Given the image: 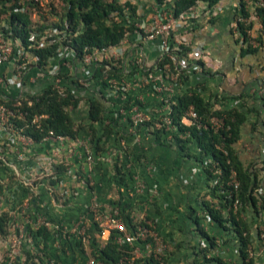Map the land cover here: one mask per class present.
I'll return each instance as SVG.
<instances>
[{"label": "trees", "instance_id": "trees-1", "mask_svg": "<svg viewBox=\"0 0 264 264\" xmlns=\"http://www.w3.org/2000/svg\"><path fill=\"white\" fill-rule=\"evenodd\" d=\"M43 1L44 3L41 5L36 0H0V33L5 38L13 41L21 40L24 45L28 46L34 42V36L35 39H38V34H45L49 28L58 32L54 35L53 43L34 50L40 54L39 66L43 68L55 62L52 60H55L64 46H71L78 53L83 54L86 50L90 51L94 47L120 43L125 39L126 33L133 32L139 16L137 13L138 4H133L130 0L126 2L128 9L120 3V0H62L63 12L61 13H58L54 0ZM154 1L156 4L166 5L170 12L178 15L196 5L198 1H204L209 7H213L220 0ZM257 1L240 0V7L237 12L238 40L242 42L244 54L255 53L264 44V34L256 36L258 45L255 46L251 42L253 25L250 20V9L256 5ZM43 6L46 8L42 12ZM255 7L264 25V6L257 5ZM36 13L39 15L38 21L34 19ZM55 15L58 18L52 20L51 16L56 18ZM116 17H120V19L116 20ZM173 38H171V46L174 49L175 58L171 56L164 58L160 62L161 67L165 63H170V71L178 74L177 85L189 82L191 86L167 95L171 101V118L176 125L175 128L169 131L160 127L157 128V123H162V120L159 113L154 110L156 105H153L151 119L144 126L150 129L155 127L154 133L159 139H166L167 135L171 133L173 138L169 141V145H177L183 152L190 154L193 145L199 149L196 158L202 164L209 187L205 195L202 196L203 208L208 211L209 217L214 222L232 235L239 246L243 263L255 264L258 249L264 247V149L257 155V158L248 161L239 144L249 114L256 112L257 108L249 105L245 93L240 95L214 94L207 98L197 85L191 84L192 78L187 71L188 69L178 66V58L188 56L192 47L183 43L176 46ZM197 62L202 66L201 74H213L211 70L205 67L203 61ZM138 69L145 72L144 68ZM107 72L117 75L112 69H108ZM102 76L103 70L97 69L94 77L99 79ZM261 85L264 86V80ZM82 98L71 91L67 96H62L52 86L47 87L42 93L28 94L23 98V103L20 106L23 111L27 110L28 112L24 118L16 120L17 127L36 141L42 140L49 130H54L56 134L76 138L88 129L91 146L97 153L105 151L112 144H118L119 139L124 138L127 141V147L120 150L114 156L113 163L109 164L113 169L110 181L116 182L114 186L117 187L119 193V197L112 206L120 211V216L128 229L135 228L139 223L140 211H142V205L146 199L144 197H139L137 200L129 199L127 191L134 185L133 175L135 172L144 176V173L140 171V168L146 167L141 162L142 157L149 158L146 153L130 151L132 134L126 131V124V126L119 127V123H115L114 120L107 122L108 112L101 96L94 93L90 94L87 97L89 103L87 120H76L74 111L70 109V106L77 108ZM251 98L261 100L264 105V92L259 94L256 90ZM131 99L129 97L123 104L121 103V106L129 108ZM29 101H32L31 105ZM0 102L13 107L19 106L17 101L13 99L0 97ZM140 104L144 103L140 102ZM190 106L195 108L201 122L207 125L206 127H198L190 120L186 121L185 113ZM45 113L48 114L47 117L34 121L35 114ZM213 117L223 119V126L218 129L212 127L210 120ZM38 123L41 124L42 129L37 127ZM253 125L256 126L255 123ZM141 128L139 127V129ZM181 133L185 134L186 137L182 138ZM5 156L7 157V155ZM128 163L131 165L129 166ZM66 168L67 166L60 162L56 167L57 175L45 176L41 179V182H46L59 198H61L60 191L64 188L61 186V181L66 179ZM0 177L3 180V182L0 180V202L5 201V203L10 204L9 207L0 212V235L9 240L14 235L21 233L19 229L14 228L12 211L20 210L24 199H21L18 196L20 194H17L12 188L11 183L20 182L16 174L7 171L3 173V176L0 174ZM21 184L25 190V195L28 196L33 193V185L37 184V180L33 181L32 186L26 185L24 182ZM90 186L92 189L94 188L93 185ZM122 187H125L126 191H122ZM63 202L67 203L68 200ZM45 214L52 221H59L50 214ZM33 217L35 220L36 217ZM205 217L207 218V216L198 215L197 222L200 223L201 219H205ZM147 218H151L149 214H147ZM93 223L88 228L92 257L103 261L105 264H138L140 262L139 259L132 260V251L135 246L118 244L114 242L113 235L104 241L103 245L97 237L99 226L95 221ZM200 231L205 243L198 247L197 255L201 261L199 264H235L220 255L219 242L215 236L210 235L206 230L200 229ZM26 233L31 240L24 241L23 254L16 256L15 264H58V262L55 263L54 256L69 251L74 243L83 246L82 238L65 239L60 232L43 226L35 228L31 224ZM163 237L170 243L171 247L180 248V245L174 246L169 238ZM53 239L58 240L60 247L54 249L51 246L50 242ZM170 252L168 255L166 254L165 261H167ZM154 262V257H150L146 258L143 264H154Z\"/></svg>", "mask_w": 264, "mask_h": 264}, {"label": "built area", "instance_id": "built-area-1", "mask_svg": "<svg viewBox=\"0 0 264 264\" xmlns=\"http://www.w3.org/2000/svg\"><path fill=\"white\" fill-rule=\"evenodd\" d=\"M36 1L43 5V1ZM127 1L120 0V3L128 9ZM130 1L133 4H138L136 1ZM246 1L251 2V0ZM200 2L198 1L196 5L180 12L178 15L170 12L164 4H156L152 13L145 18L139 14L138 4L137 13L139 16L135 22L134 30L126 33L125 39L120 43L94 47L90 51L86 50L83 54L78 53L71 46H64L55 60H52L55 62H52L46 68L39 66L41 56L34 50L53 43L54 35L58 33L55 29L49 28L45 34L39 33L38 39H35L34 36V42L28 46L24 45L21 40L13 41L5 38L0 33V97L16 100L19 105L13 107L0 102V159L11 163L10 158L5 155H15L16 159L19 160H25L26 156H35L38 164L35 170V177L25 179V184L31 186L36 179L41 181L45 176L57 175V164L62 162L67 168L65 171L66 179L61 181V186L64 187L61 190V199L66 201L70 193L69 188L65 186L66 180L67 177L74 174L67 153L64 152L66 142L71 143V147L76 143L79 147L81 146L84 153V163L81 171L85 175V180L91 178L93 165L97 160L112 164L114 156L127 147V141L124 138H120L118 144H112L105 151L97 153L91 146L90 132H88L86 137L73 138L56 134L54 130H49L40 141H36L32 136L25 134L16 124V120L24 118L28 112L20 108L23 103L22 100L28 94L44 92L49 86H52L62 96H67L71 91L77 96L83 97L77 108L71 105L70 109L74 111L85 108L88 115L89 103L87 97L93 93L101 96L103 101H105L108 112L107 122L114 120L115 123H119V127L128 126H126V131L132 134V140L130 141L132 148H130V151H137L134 144L141 145L143 143L142 135L151 136L153 139L169 145V141L173 138L171 133L167 135L166 139H159L157 134L154 133L156 131L155 127L150 129L144 125L151 119L153 105H156L154 110L159 113L162 120V123H157V128L160 127L165 131H169L176 127L171 118V101L167 95L176 93L178 74L170 71V63H165L161 67L160 62L166 57L175 58L173 55L174 49L171 46V38L179 29L187 28L193 24L198 16ZM257 5L264 6V0H258L255 6ZM115 19L119 20L120 17ZM237 22L238 19L235 25L238 33ZM132 40H137L140 47L131 48V46H127V44L132 45ZM150 42L158 44L157 46L161 52L159 59L154 61L149 59L145 54L144 46L141 45L142 43ZM251 42L255 46L259 44L256 40V35H252ZM194 53H198V50ZM184 61L178 59L180 68L185 67ZM78 65H80V69L85 75L84 77L78 76ZM136 67L144 68L145 72H141ZM5 68L8 72L4 70ZM135 68L136 70H134ZM97 69L103 70V76L99 77V79L94 77ZM108 69H112L117 75L109 74L107 72ZM44 77H52L51 83L41 91L30 90L29 86L31 84L35 83L37 79ZM129 97L132 98L129 102V108L121 106V103L123 104ZM140 102L144 104H140ZM29 103L31 105L32 101H29ZM47 116L48 114L46 113L35 114L34 121L36 122ZM185 116L186 121L190 120L192 123L197 124L198 127L207 126L201 122L200 116L193 106L189 107ZM210 121L211 126L216 129L222 127L224 123L223 119L218 117H213ZM37 127L42 129L40 123L37 124ZM139 127L142 128L139 129ZM180 136L182 138L186 137L183 133ZM39 146L46 147L45 154H37ZM71 151L76 153L73 149ZM13 161L15 162L14 159ZM141 162L148 168L153 166L150 159L142 157ZM128 165L130 166L131 164L128 163ZM133 179L134 185L128 189V194H144L148 188L144 176L139 172H135ZM1 181L3 182V180ZM121 190L126 191L125 187H122ZM147 204L148 202H145L142 205L139 223L132 229H128L117 208L103 207L97 197L92 199L89 211L93 214V219L99 226L97 237L103 245L104 241H107L113 235L114 242L121 245L135 246L132 251V260L139 259L140 262L138 264H143L144 260L150 257H154V264H166L165 257L166 254L168 255L171 245L158 232L154 220L147 218ZM24 209L25 207L22 205L20 211L26 212L24 221L14 222V228L19 229L21 233L9 239L10 244L7 246L5 259L1 264H15L17 249L23 246L24 241L31 240L26 233L28 226L31 224L35 228L43 226L60 232L65 239L77 235L83 241H89L88 228L90 223L88 222L87 214L81 215L73 223H65L52 221L44 212L37 211L32 215L27 213L26 210L24 211ZM33 216L36 217L35 220ZM87 264L105 263L91 257L88 259Z\"/></svg>", "mask_w": 264, "mask_h": 264}, {"label": "crops", "instance_id": "crops-1", "mask_svg": "<svg viewBox=\"0 0 264 264\" xmlns=\"http://www.w3.org/2000/svg\"><path fill=\"white\" fill-rule=\"evenodd\" d=\"M138 3L139 14L144 18L150 15L156 6L154 0L142 2L139 0ZM239 7L240 0H220L213 7L201 1L198 16L193 24L179 29L173 34V39L176 46L183 43L192 47L188 56L178 59L185 60L186 65L183 68L188 69L192 78L191 84L197 85L207 98L214 94L240 95L245 93L249 105L257 108L256 112L249 114L239 144L244 157L250 161L257 158V155L264 149V105L261 100L251 98L256 90L259 94L264 92V86L261 85L264 80V44L255 53H243L242 42L238 40V33L235 29ZM255 8L252 6L250 9V20L253 25L251 34L257 36L264 34V25ZM132 41V45L127 44V46L140 47L137 40ZM141 45L144 46L145 54L151 61L161 56L158 44L150 42ZM197 50L198 53H194ZM199 60L203 61L205 67L213 74H201L202 66L197 62ZM78 67V76L84 77L80 65ZM4 70L8 72L6 68ZM51 81L52 77L39 78L29 88L38 92ZM189 86H191L189 82L176 85V92L185 90ZM86 110L85 108L74 110L76 120H87ZM88 132V129L85 130L81 136L86 137ZM141 137L143 143L134 144V146L138 152L147 154L153 166L140 168L148 185L147 191L144 194H128V198L137 200L139 197H144L145 202H148L147 213L154 220L159 232L169 238L174 246L180 245V248L171 247L166 264H199L201 262L197 251L200 244L205 243V239L200 229L208 231L210 235L217 238L219 253L225 259L235 264H244L240 257L239 246L232 235L214 222L209 217L208 211L203 208L202 196L209 187L202 164L196 158L199 149L193 145L192 151L188 154L181 151L177 145L161 143L151 136L142 135ZM72 149L76 153L71 151ZM64 152L67 153L74 171V174L66 180V185L70 190L67 203L52 192L46 182L37 179V184L32 189L33 193L25 195L21 182L25 183L26 178L35 177V170L38 166L35 156H26L25 160H19L15 155L7 154L13 164L5 160L0 162V174L3 176V173L8 171L18 176L20 182L11 184L13 190L20 194L18 196L24 199V211L26 210L27 213L34 215L37 211L45 212L65 223H73L81 215L87 214L90 228L94 224L93 214L89 211L92 199L97 197L103 207L110 208L119 197L117 187L114 186L116 182L110 181L113 174V169L109 166L111 163L97 160L93 165L91 178L86 181L81 171L84 163L81 146L79 147L76 143L71 147V143L66 142ZM45 153L46 147L37 148V154ZM90 185L94 188L92 189ZM8 205L10 206L5 201L0 202V210L6 209ZM12 214L14 222H23L26 212L13 210ZM198 215L207 216V218H202L198 223ZM74 237L78 236L74 235ZM89 242L83 241V246L74 243L69 251L65 253L60 251L59 256H54L55 263L87 264L88 259L92 257ZM8 244H10L9 240L0 235V264L5 259ZM50 244L54 249L60 247L58 240L53 239ZM19 254H23L22 247L17 255ZM256 255L255 264H264V247H260Z\"/></svg>", "mask_w": 264, "mask_h": 264}, {"label": "rangeland", "instance_id": "rangeland-1", "mask_svg": "<svg viewBox=\"0 0 264 264\" xmlns=\"http://www.w3.org/2000/svg\"><path fill=\"white\" fill-rule=\"evenodd\" d=\"M41 1H43V0H41ZM55 1V5H56V7H57V11H58V13H61V12H63L62 11V9H63V7H62V0H54ZM133 1H136L137 3H138V1L139 0H133ZM141 2L142 1H148V0H140ZM43 3H44V1H43ZM139 4V3H138ZM45 6V5H44ZM43 6V10H42V12L45 10V8L46 7H44ZM56 16V15H55ZM51 18H52V20H56L58 17L56 16V18L55 17H53V16H51ZM34 19L36 20V21H38L39 20V15H38V13H36L35 15H34ZM18 251H19V249H17V253H18Z\"/></svg>", "mask_w": 264, "mask_h": 264}]
</instances>
